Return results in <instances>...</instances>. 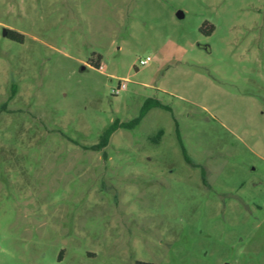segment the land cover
<instances>
[{
	"label": "rangeland",
	"instance_id": "rangeland-1",
	"mask_svg": "<svg viewBox=\"0 0 264 264\" xmlns=\"http://www.w3.org/2000/svg\"><path fill=\"white\" fill-rule=\"evenodd\" d=\"M0 264H264V0H0Z\"/></svg>",
	"mask_w": 264,
	"mask_h": 264
},
{
	"label": "trees",
	"instance_id": "trees-1",
	"mask_svg": "<svg viewBox=\"0 0 264 264\" xmlns=\"http://www.w3.org/2000/svg\"><path fill=\"white\" fill-rule=\"evenodd\" d=\"M7 36L8 37H15L18 36L19 38H21L22 36L18 33H15L13 31L7 30ZM99 67V65H97V68ZM153 106H159V107H165L163 106L161 103H159L157 100H152V99H148L145 101V103L143 104L141 111H140V117L150 108ZM136 118L132 121L133 124L137 123V121L139 120V118ZM132 123L127 122V123H119L118 120L113 121L102 133V135L100 136L99 142L94 146L95 149H102L103 147H105L108 142H109V138L110 135L112 134V132L114 130H116L119 127H124L127 128L129 127Z\"/></svg>",
	"mask_w": 264,
	"mask_h": 264
},
{
	"label": "built area",
	"instance_id": "built-area-1",
	"mask_svg": "<svg viewBox=\"0 0 264 264\" xmlns=\"http://www.w3.org/2000/svg\"><path fill=\"white\" fill-rule=\"evenodd\" d=\"M150 60V58L149 57H146L145 59H141L140 60V64L141 65H145V64H147V62ZM126 88V83H125V81H119L118 82V85H117V87L115 88V90H114V93H117L119 90H123V89H125Z\"/></svg>",
	"mask_w": 264,
	"mask_h": 264
},
{
	"label": "water",
	"instance_id": "water-1",
	"mask_svg": "<svg viewBox=\"0 0 264 264\" xmlns=\"http://www.w3.org/2000/svg\"><path fill=\"white\" fill-rule=\"evenodd\" d=\"M177 16L178 17H182V13L181 12H177ZM4 34L7 35V31H5Z\"/></svg>",
	"mask_w": 264,
	"mask_h": 264
}]
</instances>
